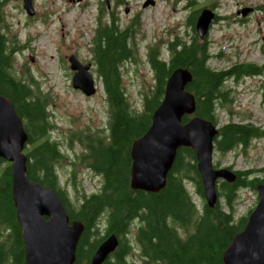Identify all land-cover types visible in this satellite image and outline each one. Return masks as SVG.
Returning <instances> with one entry per match:
<instances>
[{
    "label": "trees",
    "instance_id": "obj_1",
    "mask_svg": "<svg viewBox=\"0 0 264 264\" xmlns=\"http://www.w3.org/2000/svg\"><path fill=\"white\" fill-rule=\"evenodd\" d=\"M3 3L4 0H0V95L10 99L17 113L27 120V176L53 189L69 220L77 219L84 224L74 264H90L99 243L111 233L116 235L118 245L101 264H129L126 256L133 250L132 242L137 244L142 254V264H224L222 255L225 249L244 227L252 211L250 209L235 220V200L240 189L256 191L259 184H264V175H259L262 169L237 171L233 181L219 179L217 201L209 206L204 200L203 186L190 147L178 148L166 185L157 192H148L130 187V146L148 128L152 112L163 96L166 79L174 68L186 67L192 74L186 89L196 99L194 115L216 123V103L219 100L218 104L222 106L220 99L226 105L229 103L224 81L230 77L238 82L242 75H254L262 67L242 62L228 69L213 70L206 64L210 56L206 42L195 37L189 45L184 44L181 48L176 46L177 41L172 43L166 60L160 59L159 53L151 48L148 60L155 76L154 85L143 95L141 112L134 114L128 109L119 74L120 63L132 56L127 44V39L132 37V29L128 26L123 31L117 30L111 18L109 25L98 29L92 48L107 95L109 134L86 132V135L70 137L86 148L85 154L77 158L81 159L82 165H88L98 173L102 184L91 194L81 198L77 194L74 202L66 188L61 186L56 167L61 165L62 173L68 175L67 183L76 172H65L70 170V166L58 165L66 155L60 145L47 135L49 125L43 98L34 95L31 83L9 71L13 49L8 47L4 30ZM194 16H190L191 24L195 23ZM189 117L184 116L183 121ZM256 137H264V128L249 123L222 124L215 137V149L227 151L238 144L246 145ZM2 161L4 159L0 157ZM186 181L195 185L200 196V209L196 208L185 188ZM11 185V169L7 165L0 171V264H24L23 240ZM102 214L105 222L101 230L98 223ZM135 220L138 224L133 229L131 224Z\"/></svg>",
    "mask_w": 264,
    "mask_h": 264
},
{
    "label": "rangeland",
    "instance_id": "obj_2",
    "mask_svg": "<svg viewBox=\"0 0 264 264\" xmlns=\"http://www.w3.org/2000/svg\"><path fill=\"white\" fill-rule=\"evenodd\" d=\"M145 1L108 0L107 4L106 0H32L33 15L25 11L22 0H4L1 6L8 47L13 49L9 71L31 83L34 95L43 98L49 125L47 135L66 155L58 165L70 166L76 172L67 183L61 165L58 167L59 182L74 202L77 194L81 198L97 191L102 184L98 173L77 158L85 154L86 148L70 137L109 134V106L92 48L98 29L109 25L111 18L117 23V30L122 31L125 26L132 29V37L127 39L132 56L120 63L119 74L128 109L134 114L141 112V96L147 85L155 81L151 65L148 67L144 60L152 46L156 45L159 54L169 55L166 50L169 43L177 41L176 46L181 48L195 37L206 42L210 55L206 64L213 70L228 69L242 62L263 65L264 0H153V4L143 6ZM204 7L210 8L215 16L200 37L194 23H190V16L195 15L196 22L199 11L201 15L206 10ZM243 7L253 10L241 15L238 10ZM71 54L82 63H91L90 71L97 85L93 96H85L71 85L73 71L68 60ZM223 87L229 103L224 104L222 99V106L219 100L216 103L218 125L249 123L264 128V76H245L238 82L229 77ZM23 123L27 126L26 119ZM27 148L26 145L24 152ZM245 149L238 146L225 152L215 149L214 163L231 166L233 171L262 169L259 175H264V137L251 139ZM7 165L8 161L0 162V171ZM184 186L198 206L195 185L187 181ZM256 203V191L240 189L235 200L236 217L246 215ZM104 222L98 223L101 230ZM137 224L135 220L132 228L136 229ZM132 243L133 251L126 260L129 264H142V254L137 244Z\"/></svg>",
    "mask_w": 264,
    "mask_h": 264
},
{
    "label": "water",
    "instance_id": "obj_3",
    "mask_svg": "<svg viewBox=\"0 0 264 264\" xmlns=\"http://www.w3.org/2000/svg\"><path fill=\"white\" fill-rule=\"evenodd\" d=\"M25 8L33 14L31 0H24ZM149 1H146V5ZM250 8L241 10L244 15ZM214 14L204 10L196 28L203 36ZM73 86L86 94L95 91L94 81L88 73L89 64L81 65L74 55L69 57ZM192 74L186 67L173 69L167 78L164 96L152 113L146 132L135 139L130 147V186L148 192H157L167 182L179 146L191 147L196 157V167L209 206L217 200L215 181L224 177L233 181L236 175L225 168L212 166L215 124L201 117L183 123L184 114L193 113L196 101L185 86ZM27 139L20 115L13 102L0 95V156L11 161V193L16 219L21 228L24 246V264H74L75 251L84 224L69 220L56 192L32 181L26 173L27 158L21 152ZM258 201L241 229L225 249L224 264H264V184L257 186ZM118 239L111 233L99 243L90 264H101L112 252Z\"/></svg>",
    "mask_w": 264,
    "mask_h": 264
},
{
    "label": "flooded vegetation",
    "instance_id": "obj_4",
    "mask_svg": "<svg viewBox=\"0 0 264 264\" xmlns=\"http://www.w3.org/2000/svg\"><path fill=\"white\" fill-rule=\"evenodd\" d=\"M262 66H263V65H262ZM245 75H246V74H245ZM254 75L259 76V77L264 76V66H263V68H262V70H261L260 72L254 74ZM246 76H249V74H247ZM23 248H24V246H23Z\"/></svg>",
    "mask_w": 264,
    "mask_h": 264
},
{
    "label": "bare ground",
    "instance_id": "obj_5",
    "mask_svg": "<svg viewBox=\"0 0 264 264\" xmlns=\"http://www.w3.org/2000/svg\"><path fill=\"white\" fill-rule=\"evenodd\" d=\"M1 96H3V95H1ZM5 97V96H4ZM7 98V97H6Z\"/></svg>",
    "mask_w": 264,
    "mask_h": 264
}]
</instances>
